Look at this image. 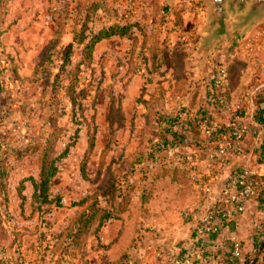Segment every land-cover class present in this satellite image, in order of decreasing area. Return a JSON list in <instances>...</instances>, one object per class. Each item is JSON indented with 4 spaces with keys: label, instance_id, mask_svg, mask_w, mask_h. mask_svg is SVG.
I'll return each instance as SVG.
<instances>
[{
    "label": "rangeland",
    "instance_id": "obj_1",
    "mask_svg": "<svg viewBox=\"0 0 264 264\" xmlns=\"http://www.w3.org/2000/svg\"><path fill=\"white\" fill-rule=\"evenodd\" d=\"M195 8L204 27L201 0H0V138L19 150L27 142L44 145L51 134L57 141L50 159L74 144L52 181L53 205L36 213L17 202L4 215L9 234L0 240V264H174L176 247L189 244L185 216H196L204 193L195 175L186 190L171 177L155 178L183 153H157L158 119L183 108L178 90L197 86L198 62L151 77V54L137 42L157 39L160 50H184L187 57L185 44L198 40ZM117 26L134 28L95 44ZM262 32L234 46L237 32L232 46H224L233 58L222 67L229 75L237 69L232 86L238 77L250 87L264 83ZM185 71L191 77L179 81ZM40 153L13 160L15 190L38 177ZM187 162L188 169L200 167ZM95 212L111 219L96 232L97 218L76 246L72 237L83 228L82 217Z\"/></svg>",
    "mask_w": 264,
    "mask_h": 264
},
{
    "label": "crops",
    "instance_id": "obj_2",
    "mask_svg": "<svg viewBox=\"0 0 264 264\" xmlns=\"http://www.w3.org/2000/svg\"><path fill=\"white\" fill-rule=\"evenodd\" d=\"M193 17L197 21V26H194V29L198 32V40L185 44L184 49L191 53L190 55L186 53L187 57L185 51L180 50L187 65L192 61L199 63L202 59V54L198 53L202 14L195 8ZM261 28L259 29L262 32ZM260 37L261 41L257 43L259 47H255H258L259 53L264 54V31ZM231 44L232 42H225L215 49L206 63L203 74L200 75L198 69L195 75L197 86L190 87L189 85L179 97L180 101L182 100V105L179 107L183 106L185 112L190 114L192 129L189 141L183 143L179 148L183 150L179 158L184 161L193 160L200 166L196 168L194 175L197 176L201 191L204 193L202 200L199 201L196 216H191L187 220V227L190 230L188 240L189 244H192L194 229L197 225L196 219L203 217L208 212L225 182L244 169L252 170L262 183L263 190L260 195L247 204L246 212L242 216L222 231L204 236L202 241L206 244L209 253L216 255L215 258L218 260L229 257L233 241H239L242 244L245 257L256 258V264H264V242L261 241L264 240V110H262L264 108L262 100L264 83L257 87H250L249 84H244L247 78L238 77L237 84L230 86L231 74H228L222 92L224 94L229 92L230 101L229 103L224 102L222 106L216 101H212L208 93V87L212 84L219 67L233 58V56L228 58L229 51H225L227 47H224L225 45L231 47ZM235 76L237 77L238 74ZM243 85L247 87H243ZM181 109L179 108L178 111ZM239 124L249 130V134L240 144L235 142L231 135L233 128ZM221 130H224V135L218 137V132ZM221 149L225 150L224 154L220 152ZM216 158L221 159V164L216 163ZM201 180L205 182L204 187L206 188H203ZM209 181L213 184L210 186L211 188L208 185ZM26 196V207H30L32 188L29 185H27ZM17 202L20 205V201L15 195L10 205L11 212L15 206H18ZM176 203L175 201L171 204L175 206Z\"/></svg>",
    "mask_w": 264,
    "mask_h": 264
},
{
    "label": "trees",
    "instance_id": "obj_3",
    "mask_svg": "<svg viewBox=\"0 0 264 264\" xmlns=\"http://www.w3.org/2000/svg\"><path fill=\"white\" fill-rule=\"evenodd\" d=\"M134 27H113L110 31L103 33L100 35L98 38H96L95 44L99 43L100 41L113 37V36H120L124 37L128 34V32L133 29ZM157 39L153 40H147L144 43H139L137 42V46H141V48H146L145 49V55L147 52H150L151 57H147L149 60L148 63H151V68L149 69V74L151 77H154L156 73L161 76H165V73L168 72V70L176 69V63L183 66L186 68V61L185 58L180 55L178 52L169 50V51H162L160 50L159 44H158ZM94 44V45H95ZM89 48L90 53L93 50V47ZM72 49V46H69V50ZM135 54V53H134ZM68 63V61L66 62ZM65 63V64H66ZM174 63V65H173ZM66 65L62 67L64 69ZM163 67L166 69L165 71H160L163 69ZM234 69L231 70V82L237 74V69L236 66H233ZM159 69V70H158ZM162 72V73H161ZM181 72V71H177ZM161 73V74H160ZM182 73V72H181ZM189 73L185 71L183 74H180L179 81L181 80H186L189 77ZM232 86V83L230 84ZM224 88V85L221 86L220 88H214L213 87V81L210 87H208V93L211 97V100L216 101L217 103L224 105V102L229 103L230 97L228 96L229 92H226L225 94L222 92ZM228 89V86H227ZM184 89H179L178 93L179 96L181 92H183ZM223 101V102H222ZM264 110V108H262ZM2 119L0 118V128H1V121ZM158 122L160 126L163 128V135L161 136L162 139L157 143V153L162 154L164 151L168 152L171 150L179 149L180 146L189 141V136L192 134V129H191V117L189 112H185V110L182 108L180 111H176V113L172 116H162L161 118L158 119ZM217 130H219L217 128ZM220 133V134H219ZM224 135V130H221L218 132V137ZM52 135H49V142L42 145V144H31V142H27L25 147L19 149V150H14L8 147L7 143L0 138V240L4 238L5 235L9 234V231L7 227L5 226V218L4 215L8 216L10 214V205L11 202L14 199V196L18 198L20 201V206L25 207L27 204V184L30 183L29 185L32 188V196H31V202H30V207L33 208V212L36 213H41L44 208L50 207L53 205L54 201L51 199V184L54 178L59 174L60 172V165L66 160L68 157L71 148L74 147V144L68 145L66 149L63 151L62 154L54 156V158L50 159L51 153L53 152L55 148V143L57 141L56 139L52 142L51 139ZM33 145V146H32ZM38 146V147H37ZM39 147H45L44 152L40 153L38 149L35 148ZM43 150V149H42ZM164 152V153H165ZM42 154L40 157V169H39V175L37 178L35 177H30L23 179L21 183L18 185L16 190L11 186L10 184V178L13 173V171L18 167L16 166L14 161H20L21 159L30 156V155H36V154ZM153 154V153H152ZM157 154V155H158ZM156 155V156H157ZM155 155H152V159H154ZM217 164H221V159L216 158ZM188 163L187 161H180L179 164H166L165 168H163L161 171L158 172V175L155 178L158 177H171V181L178 186L183 185L182 188L190 189L192 188V177L195 174L196 169L194 167H191L190 169L186 168V164ZM241 171L238 173L240 174ZM193 174V175H192ZM145 175V173H144ZM149 175V173L147 174ZM146 175V176H147ZM196 176V175H195ZM203 182V188L205 186V182ZM262 184V183H261ZM138 186L137 184H133L132 187ZM263 190V187L261 186L259 192L261 193ZM182 195V194H181ZM148 197L145 201V205L149 201ZM87 200L83 201L86 202ZM94 205H97V201L94 202ZM93 205V206H94ZM58 208L61 206L60 202H57L56 205ZM98 218V225L96 232L99 231L105 223L111 219L109 214H103V215H98V212L92 213L91 215L87 217H82L81 223L83 224V228L78 232V235H73V243L76 244V246H81L82 241L87 238V236L90 234V229L94 225V221ZM233 223V222H232ZM11 234V233H10ZM194 237V236H193ZM1 244V243H0ZM3 246V245H2ZM183 247H187V252L192 251V247H188L189 244L182 245ZM7 247H9L7 245ZM207 247V246H206ZM2 249V248H1ZM0 249V258H4V254L1 253ZM208 256L211 258H215L216 255L213 253H209ZM231 256V254H230ZM227 257L224 260H227L230 258ZM217 257V256H216ZM218 259V258H217ZM244 262L239 263V264H256V258H249L244 256ZM173 261V260H172ZM197 262H194L193 264H196Z\"/></svg>",
    "mask_w": 264,
    "mask_h": 264
},
{
    "label": "built area",
    "instance_id": "obj_4",
    "mask_svg": "<svg viewBox=\"0 0 264 264\" xmlns=\"http://www.w3.org/2000/svg\"><path fill=\"white\" fill-rule=\"evenodd\" d=\"M227 78V70L224 67H219L213 79V87L215 89L220 88L225 84ZM262 100L264 102V96ZM248 134L249 130L242 124L235 126L231 131L232 138L238 144ZM220 152L224 154L225 150L221 149ZM261 186V182L252 170L244 169L240 174L231 176L223 185L219 195L214 199L208 212L201 218L196 219L195 217L197 225L194 229L192 244L188 246L192 247V251L187 252V247H176V251L172 255L174 264H193L194 262L202 264H239L244 262L243 248L239 241H233L231 256L227 261L209 257L206 244L202 239L204 236L222 231L242 216L246 212L247 204L260 195ZM187 215L189 216L187 217ZM187 215L185 218L193 217L191 214ZM261 241L264 242L263 239Z\"/></svg>",
    "mask_w": 264,
    "mask_h": 264
},
{
    "label": "water",
    "instance_id": "obj_5",
    "mask_svg": "<svg viewBox=\"0 0 264 264\" xmlns=\"http://www.w3.org/2000/svg\"><path fill=\"white\" fill-rule=\"evenodd\" d=\"M175 0H169V3L172 4ZM206 5L207 12V23L204 27H201V32L206 33L205 38L199 41L198 53L202 54V59L198 63L199 74L202 75L207 61L212 56L215 49L225 43L231 42L233 39V34L240 32V35L235 39L234 46L246 40L255 30L264 26L262 24L259 27H256L254 30H248L245 28L247 19L241 17L237 19L235 16L228 21V25L225 20L227 17L220 14L217 9H220L223 6V0L220 2L214 3L213 0H201ZM233 7H240L243 9L245 4L241 0H232ZM257 8H264V4H257L254 8V11ZM231 12V9H229Z\"/></svg>",
    "mask_w": 264,
    "mask_h": 264
},
{
    "label": "clouds",
    "instance_id": "obj_6",
    "mask_svg": "<svg viewBox=\"0 0 264 264\" xmlns=\"http://www.w3.org/2000/svg\"><path fill=\"white\" fill-rule=\"evenodd\" d=\"M214 3L220 2V0H213ZM245 4V7L241 9L240 7L232 6V0H223V6L217 11L225 15L227 19L225 20L228 25V21L235 16L237 19H240L242 16L247 19L245 28L248 30H254L256 27L264 24V8H257L254 11V8L257 4H264V0H241ZM231 9V12H229Z\"/></svg>",
    "mask_w": 264,
    "mask_h": 264
}]
</instances>
